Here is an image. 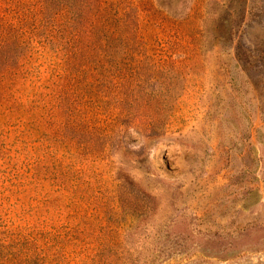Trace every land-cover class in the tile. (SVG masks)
<instances>
[{
    "label": "rangeland",
    "instance_id": "374dc122",
    "mask_svg": "<svg viewBox=\"0 0 264 264\" xmlns=\"http://www.w3.org/2000/svg\"><path fill=\"white\" fill-rule=\"evenodd\" d=\"M65 2L0 0V264H264V0Z\"/></svg>",
    "mask_w": 264,
    "mask_h": 264
},
{
    "label": "trees",
    "instance_id": "16d2710c",
    "mask_svg": "<svg viewBox=\"0 0 264 264\" xmlns=\"http://www.w3.org/2000/svg\"><path fill=\"white\" fill-rule=\"evenodd\" d=\"M68 1H70V0H66V2L65 3H68ZM65 6H63V12H65V13H70L71 11H70V4H64Z\"/></svg>",
    "mask_w": 264,
    "mask_h": 264
}]
</instances>
